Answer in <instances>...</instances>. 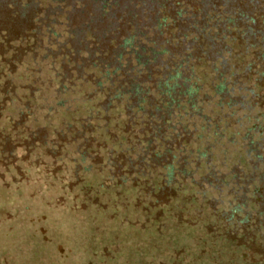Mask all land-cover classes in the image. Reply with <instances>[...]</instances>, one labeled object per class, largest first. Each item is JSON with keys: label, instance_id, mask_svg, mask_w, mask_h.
I'll return each mask as SVG.
<instances>
[{"label": "trees", "instance_id": "16d2710c", "mask_svg": "<svg viewBox=\"0 0 264 264\" xmlns=\"http://www.w3.org/2000/svg\"><path fill=\"white\" fill-rule=\"evenodd\" d=\"M1 113L2 161L105 170L264 264V0H0Z\"/></svg>", "mask_w": 264, "mask_h": 264}, {"label": "rangeland", "instance_id": "374dc122", "mask_svg": "<svg viewBox=\"0 0 264 264\" xmlns=\"http://www.w3.org/2000/svg\"><path fill=\"white\" fill-rule=\"evenodd\" d=\"M6 115L0 114L2 133H9ZM61 118L51 117L50 129ZM12 152L15 161L0 156V264H229L235 258L173 202L156 206L138 189L111 185L105 170L52 164L37 146Z\"/></svg>", "mask_w": 264, "mask_h": 264}]
</instances>
